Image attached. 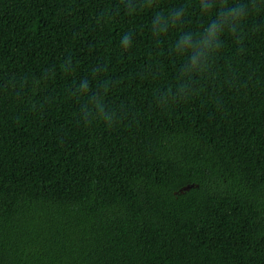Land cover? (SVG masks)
Returning a JSON list of instances; mask_svg holds the SVG:
<instances>
[{"label": "trees", "instance_id": "16d2710c", "mask_svg": "<svg viewBox=\"0 0 264 264\" xmlns=\"http://www.w3.org/2000/svg\"><path fill=\"white\" fill-rule=\"evenodd\" d=\"M0 264H264V0H0Z\"/></svg>", "mask_w": 264, "mask_h": 264}, {"label": "water", "instance_id": "95a60500", "mask_svg": "<svg viewBox=\"0 0 264 264\" xmlns=\"http://www.w3.org/2000/svg\"><path fill=\"white\" fill-rule=\"evenodd\" d=\"M186 189H188V186H186L185 188L181 189V191L186 190Z\"/></svg>", "mask_w": 264, "mask_h": 264}]
</instances>
